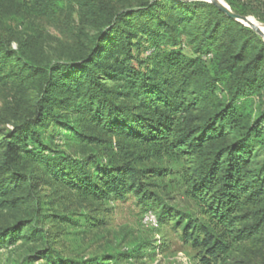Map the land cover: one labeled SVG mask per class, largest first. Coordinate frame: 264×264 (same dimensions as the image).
<instances>
[{"label":"trees","instance_id":"1","mask_svg":"<svg viewBox=\"0 0 264 264\" xmlns=\"http://www.w3.org/2000/svg\"><path fill=\"white\" fill-rule=\"evenodd\" d=\"M227 1L264 20V0ZM0 86L26 93L27 111L0 127V208L12 217L0 247L32 245L26 264H132L139 253L65 257L53 222L80 221L45 197L47 184L99 205L134 195L184 216L158 193L179 176L196 208L184 234L201 264L264 245V39L213 3L0 0ZM54 128L96 153L53 148Z\"/></svg>","mask_w":264,"mask_h":264},{"label":"rangeland","instance_id":"2","mask_svg":"<svg viewBox=\"0 0 264 264\" xmlns=\"http://www.w3.org/2000/svg\"><path fill=\"white\" fill-rule=\"evenodd\" d=\"M118 2L120 0H110ZM206 1V0H199ZM228 6L227 0H222ZM208 2V1H206ZM231 8V6H230ZM264 25V20L253 14L247 15ZM6 24L17 26L18 21L7 20ZM56 38L64 39L62 33L54 28L49 30ZM16 47V42L13 43ZM189 52V50H187ZM26 93L12 86H0V127L12 128L11 121L16 120L20 113L27 111L24 103ZM52 146L65 151L72 159H80L84 155L95 152L88 145H79L68 141L65 130L53 129ZM174 168V165L172 166ZM43 175V173H42ZM175 182L167 189L158 191L160 197L177 213L163 212V208L154 202H144L134 195H128L123 200H110L102 205L84 201L69 190L53 184L42 187L45 197L54 202L58 211L71 219H79V226L73 223L54 221L51 231L54 234L53 247L65 257L76 260H86L102 256L104 253H123L138 248L137 256L130 260L132 264H201V249L192 240H187L184 234V224L187 215L195 213L192 201L184 194V186L180 177H173ZM169 184V181H167ZM147 208L154 209L146 210ZM153 211L162 216V223L154 229L143 222L144 214ZM164 213V214H163ZM9 210L0 208V225L12 220ZM104 218L103 227H95L86 217ZM178 222V223H177ZM32 245L19 241L15 246L0 247V264H26V254ZM145 247V248H142ZM231 264H264V245L244 243L232 254ZM31 264H48L37 260Z\"/></svg>","mask_w":264,"mask_h":264},{"label":"water","instance_id":"3","mask_svg":"<svg viewBox=\"0 0 264 264\" xmlns=\"http://www.w3.org/2000/svg\"><path fill=\"white\" fill-rule=\"evenodd\" d=\"M206 1L213 3L214 5L219 7L222 11L226 12L230 17H232V18L240 21L241 23L251 27L252 29H254L264 39V32L260 29L259 26H257L256 24H254L251 21V17L235 13L230 8V6H228L222 0H206Z\"/></svg>","mask_w":264,"mask_h":264},{"label":"built area","instance_id":"4","mask_svg":"<svg viewBox=\"0 0 264 264\" xmlns=\"http://www.w3.org/2000/svg\"><path fill=\"white\" fill-rule=\"evenodd\" d=\"M143 222L154 229L160 225L157 215L153 211H148L144 214Z\"/></svg>","mask_w":264,"mask_h":264},{"label":"bare ground","instance_id":"5","mask_svg":"<svg viewBox=\"0 0 264 264\" xmlns=\"http://www.w3.org/2000/svg\"><path fill=\"white\" fill-rule=\"evenodd\" d=\"M251 21L260 27V29L264 32V25L257 22L255 19L251 18Z\"/></svg>","mask_w":264,"mask_h":264}]
</instances>
